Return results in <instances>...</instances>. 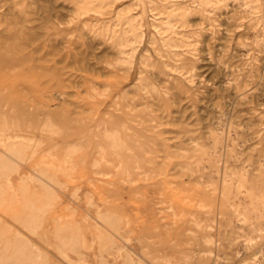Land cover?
Listing matches in <instances>:
<instances>
[{
	"label": "rangeland",
	"instance_id": "374dc122",
	"mask_svg": "<svg viewBox=\"0 0 264 264\" xmlns=\"http://www.w3.org/2000/svg\"><path fill=\"white\" fill-rule=\"evenodd\" d=\"M17 147L34 264H264V0H0Z\"/></svg>",
	"mask_w": 264,
	"mask_h": 264
},
{
	"label": "bare ground",
	"instance_id": "6f19581e",
	"mask_svg": "<svg viewBox=\"0 0 264 264\" xmlns=\"http://www.w3.org/2000/svg\"><path fill=\"white\" fill-rule=\"evenodd\" d=\"M18 147L9 150V153L0 157V215L14 213L20 228H27L29 232L33 231L34 233L39 227L41 218L46 214L45 212L53 206L54 191L45 187L41 193H34L28 189L29 186H25L26 184L16 185L13 182V176L19 172L18 163H21L24 156V149L21 150L19 149L21 146ZM15 207L18 209L16 210ZM11 229L12 227L7 226L0 218V264H34L31 243L27 241L28 239L26 240L21 231H16V236L12 242L10 239Z\"/></svg>",
	"mask_w": 264,
	"mask_h": 264
}]
</instances>
